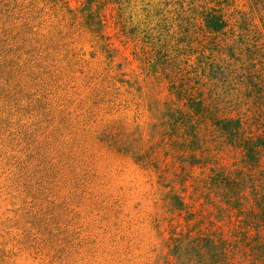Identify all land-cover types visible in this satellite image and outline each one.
Returning a JSON list of instances; mask_svg holds the SVG:
<instances>
[{"label": "rangeland", "instance_id": "1", "mask_svg": "<svg viewBox=\"0 0 264 264\" xmlns=\"http://www.w3.org/2000/svg\"><path fill=\"white\" fill-rule=\"evenodd\" d=\"M0 264H264V0H0Z\"/></svg>", "mask_w": 264, "mask_h": 264}]
</instances>
